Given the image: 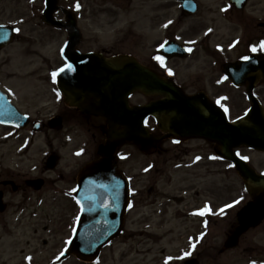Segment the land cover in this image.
Here are the masks:
<instances>
[{
    "label": "flooded vegetation",
    "instance_id": "af4514ba",
    "mask_svg": "<svg viewBox=\"0 0 264 264\" xmlns=\"http://www.w3.org/2000/svg\"><path fill=\"white\" fill-rule=\"evenodd\" d=\"M168 1L172 4L167 9H177V14L162 21L157 7V14L148 19L138 38L144 44L146 35L156 37L163 29V43L181 44L187 58H162L163 66L153 59L144 64L173 80L186 96L215 103L228 121L249 118L251 125L240 128L264 129V125H257L264 124V51L259 50L264 41V0H192L195 14L183 10L176 1ZM9 15L15 14L0 10V25L4 26L0 30V115L13 114L9 119V114L0 119V264H138L140 254L135 252V246L140 244L129 242L136 238V232L129 229L135 196L144 210L138 213L140 225L149 224L147 217L149 221L157 217L162 224L160 217L166 214L172 200L166 189L176 193L178 187L180 192L197 190V205L188 208L184 218L196 219L198 229H220L224 222L223 214H219L224 205V184L210 188L199 184L209 180L240 181L234 165L216 153L214 145L206 140L166 141L154 156L143 158L138 177L129 178L133 187L132 208L125 214L121 235L110 245L111 253L102 252L92 263L74 257L60 261L80 213L73 197L75 179L83 166L97 158L98 146L103 141V122L94 117L82 118L57 95L51 73L64 65L60 54L65 32L38 23L28 31L17 32L13 25L18 20L15 18L11 24L13 18ZM53 41L56 49L50 57L46 49ZM153 43V48L160 47V38ZM253 47L256 52L251 51ZM175 61L186 62L184 72H180ZM138 97L137 105L152 101ZM7 119L13 124L4 123ZM58 122L61 126H57ZM147 128L156 134V129H161L152 120H148ZM209 128L202 122L185 129ZM233 152L240 159L246 158L243 160L257 172H264V153L245 147ZM51 156L55 158L54 168L48 163ZM188 178H195L197 184L185 187ZM135 184L140 186L137 193ZM199 190L204 194V202ZM205 205L216 214L193 215ZM228 223L227 229L235 220ZM202 235V239H197L200 245L190 256L171 264H186L190 259L194 264H264V239L242 237L236 248L221 252L225 232L224 237ZM118 247L122 253L116 258L113 251Z\"/></svg>",
    "mask_w": 264,
    "mask_h": 264
},
{
    "label": "water",
    "instance_id": "95a60500",
    "mask_svg": "<svg viewBox=\"0 0 264 264\" xmlns=\"http://www.w3.org/2000/svg\"><path fill=\"white\" fill-rule=\"evenodd\" d=\"M57 2L45 0L46 8L41 17L44 24L64 27L68 31L65 58L73 70L58 75L57 87L67 106L76 107L85 117L94 115L106 122L102 129L106 140L98 151L100 159L86 166L78 176L77 198L83 208V219L68 249V255L84 258L89 254L97 256L99 250L121 230V217L129 201L128 185L116 167L119 149L124 145H132L150 155L164 139L186 140L190 134L188 130L194 132L193 129H159L164 136H153L143 128V121L151 116L158 126L166 128L196 125L195 121L198 120L213 125L216 122L215 111L211 107L201 109L195 101L184 97L174 83L159 77L130 56L105 59L100 55L80 56L75 53L74 48L80 37L74 19L65 12L67 24L62 26L55 22L52 15L57 10ZM173 54L182 56L180 53ZM133 93L160 97L161 100L142 108H129L127 99ZM251 131L223 129L224 138L221 140V137H217L216 129H208L204 136L210 142L224 146L225 150L236 142L264 150V146L257 142L260 132ZM195 132L196 136H202L201 129ZM225 158L236 164L245 191L252 199L237 213L238 227L226 243V247H234L242 234L258 226L264 218V176L254 174L247 166L227 154ZM94 207H98V211ZM98 212L107 216L106 221L104 224H90L86 217Z\"/></svg>",
    "mask_w": 264,
    "mask_h": 264
},
{
    "label": "rangeland",
    "instance_id": "374dc122",
    "mask_svg": "<svg viewBox=\"0 0 264 264\" xmlns=\"http://www.w3.org/2000/svg\"><path fill=\"white\" fill-rule=\"evenodd\" d=\"M75 1H81L82 6L78 17V27L82 34V42L78 47L79 51L82 53L88 51H103L109 54H130L142 62H148L154 43H140L137 37L138 32L142 29L139 28L140 23L145 25L151 16H155L157 14L155 13L157 7L161 10L160 15L162 21L163 19L172 18L177 14L174 8L167 9L171 4L166 3L165 0H63L61 5L64 7L70 6ZM40 5V0H37L34 4L29 3L28 0H3L0 2V10H2V13L15 14L16 16L9 15L14 20L15 18H22V13L26 16L31 13H36ZM35 23L36 21L32 17H29L27 22L23 24V29L29 30L30 26ZM160 37L163 38V35ZM55 49L56 42L53 41L47 45L46 50L52 56ZM177 62L176 65L179 66L180 72H184L186 62ZM139 100V97H134L131 102L138 103ZM33 151L34 153L36 152L35 148ZM120 156L123 159L121 164L123 170L130 177L137 178L144 164L143 157L133 147L122 149ZM216 183L221 182L212 183L209 180L207 182L203 181V184L200 182L199 185L206 184L210 188L213 184L214 187ZM196 184L197 180L195 178H188L184 182L185 187H194ZM222 184H224L225 188L224 202L228 201L226 205L233 204L234 206L226 208L225 220L222 224L220 223L221 229L212 231V233L218 234L220 237L227 229L228 221L248 201V197L244 193L240 182L225 181ZM139 188V185L135 186V190H139ZM178 188L176 193L166 189L168 191V197L169 195L175 197L172 199V203L167 206L166 214L160 217L163 220L162 224H160L161 220L157 217H152L150 221L148 220L149 217H147V222L151 225L149 229L140 225L138 213L143 209L140 208L142 204L139 198L136 199V209L130 215L131 224L129 226L130 231L136 232V238L129 242L132 244H140L135 246L136 251L134 250L137 254H140L138 264H161L160 261L163 256H160V254L174 255L189 249L187 237L191 234L195 235L197 225L195 223H189L178 215L176 219H173V216H175V210H184V208L187 210V208L197 205V198L189 193L190 195H187L184 200L179 199L181 198L179 196L181 195L179 192L181 187ZM202 199L204 200V198ZM238 200L240 202L235 203ZM148 215L149 211H146V216ZM140 234L142 236L139 237ZM247 238L264 239V224L256 231L249 233ZM158 240L160 241L157 242ZM106 253L110 254L111 251H107ZM113 253L117 254L115 257L118 258L122 250L121 248L118 250L116 248Z\"/></svg>",
    "mask_w": 264,
    "mask_h": 264
},
{
    "label": "snow or ice",
    "instance_id": "6c2138e0",
    "mask_svg": "<svg viewBox=\"0 0 264 264\" xmlns=\"http://www.w3.org/2000/svg\"><path fill=\"white\" fill-rule=\"evenodd\" d=\"M79 8H80V5L77 3L76 5H75V9L77 10V11H79ZM223 11H227V9H222ZM3 25H0V29H3ZM165 27H167V25H165ZM19 30L17 29V32H18ZM163 47V45H161V48ZM259 50L260 51H264V41H262V42H260V45H259ZM251 51L252 52H256L257 51V48L256 47H253L252 49H251ZM61 55H62V57H63V55H64V49H61ZM158 61H160L161 62V64H162V66H163V60H162V58L161 57H157L156 58ZM245 60H248V57H245L244 58ZM73 70V68H72V65L71 64H68L67 63V61L65 62V67L64 68H61L60 70H59V72H53V73H51V76H52V79H53V82L55 83V81H56V77L60 74V72H71ZM169 75H171V72H169ZM57 95H59V93H57ZM217 103H219V101H217ZM225 112H227V109H225ZM246 115H247V113H246ZM77 155H80V153H77ZM239 155V154H238ZM123 158V157H122ZM213 159H215V157H213ZM243 159H246V158H243ZM231 166V165H230ZM147 170V169H146ZM262 175H264V173H262ZM118 186V185H117ZM240 201L238 200V201H236L235 203H239ZM77 203H79V202H77ZM234 205L233 204H229V205H226V208H231V207H233ZM105 207H107V205H105ZM129 207H131V205L129 204ZM225 208H221L220 210H219V214H223L224 212H225ZM210 214H216V213H213V210L210 208V206H208V205H205L204 207H203V209H201V210H199L198 212H194L193 213V215H198V216H201V217H203V216H205V215H210ZM207 226V224L205 223V227ZM203 238V235L201 236V237H199L198 239H202ZM68 243H71V241H68ZM190 244H191V247L194 249L195 248V243H192L191 241H190ZM63 255V252H61V256ZM191 255V252H185L182 256H180V257H177V259H184L186 256H190ZM60 257H57V259H59ZM27 260H31V258L30 257H28V258H26ZM172 258L171 257H169V258H167L166 260H165V264H169V261L171 260Z\"/></svg>",
    "mask_w": 264,
    "mask_h": 264
}]
</instances>
